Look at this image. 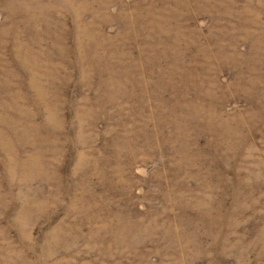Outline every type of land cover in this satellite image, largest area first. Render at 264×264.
I'll return each mask as SVG.
<instances>
[{"label":"rangeland","instance_id":"rangeland-1","mask_svg":"<svg viewBox=\"0 0 264 264\" xmlns=\"http://www.w3.org/2000/svg\"><path fill=\"white\" fill-rule=\"evenodd\" d=\"M0 264H264V0H0Z\"/></svg>","mask_w":264,"mask_h":264}]
</instances>
